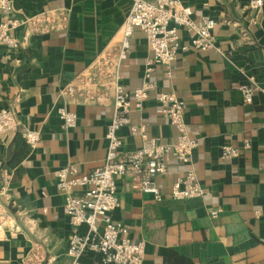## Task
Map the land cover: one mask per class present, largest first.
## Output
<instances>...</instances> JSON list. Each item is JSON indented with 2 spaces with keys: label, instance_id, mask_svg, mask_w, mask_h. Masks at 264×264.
Masks as SVG:
<instances>
[{
  "label": "crops",
  "instance_id": "0c3cea01",
  "mask_svg": "<svg viewBox=\"0 0 264 264\" xmlns=\"http://www.w3.org/2000/svg\"><path fill=\"white\" fill-rule=\"evenodd\" d=\"M12 1L14 10L27 15L52 8L70 12L64 29L35 33L16 50L0 48V111L12 110L19 129L0 135V171L10 175L1 198L0 264H73L67 251L75 229L63 213L64 196L54 173L73 164L88 175L103 166L113 110L111 98L99 106L81 99L66 102L58 93L75 84L96 58L120 51L131 0ZM182 3L192 8L197 24L214 20V47L179 53L170 78L155 65V87L130 116V125L144 126L146 137L133 136L127 126L117 135L122 153L148 147L156 138L173 144L176 131L157 113L155 96L176 94L187 108L189 135L198 142L191 168L206 195L170 199L171 185L184 172L183 166L170 164L155 181L163 194L158 203L135 190L133 177L116 179L119 204L111 219L128 228L132 242H143V264H264V7L256 13L248 0ZM21 35L18 29L16 38ZM179 37L189 45L191 33L180 28ZM127 42L119 76L123 90L132 94L145 81L150 53L138 28ZM248 85L258 88L250 104L240 90ZM61 106L77 116L72 130L61 128L56 112ZM24 129L40 133L34 149L15 139ZM245 141L248 150L221 158L224 146L241 149ZM76 232L84 235L87 229ZM99 258L87 252L77 263L99 264Z\"/></svg>",
  "mask_w": 264,
  "mask_h": 264
},
{
  "label": "built area",
  "instance_id": "2783aa9c",
  "mask_svg": "<svg viewBox=\"0 0 264 264\" xmlns=\"http://www.w3.org/2000/svg\"><path fill=\"white\" fill-rule=\"evenodd\" d=\"M249 8L260 13L264 0H248ZM131 9L122 26V44L115 55L103 54L95 59L87 72L80 75L75 84L62 88L58 95L63 101L81 99L84 103L103 106L112 99V117L106 126L105 140L107 150L102 167L88 175H81L75 165H70L54 173L56 189L64 196L63 213L69 226L75 231L68 242L67 255L73 264H78L80 257L87 253L99 255V264H143V242H132L128 228L121 223L113 222L111 213L118 207L116 195V179L131 176L135 181V190L139 194H148L154 202H159L163 194L156 186L158 176L167 173L170 164L184 167V172L169 189L172 200L201 198L206 192L199 185L191 168V155L198 146L196 139L189 135L185 123L186 106L176 94L157 93L158 114L169 126L175 129L176 139L173 144L160 143L151 139L148 147L140 148L134 153L121 152L122 144L118 132L123 126L129 127L133 136L146 137L144 126H131L132 109L142 108L148 98L149 91L155 85L152 82L154 66L164 69V75L170 78L173 65L179 53L189 49L199 52L214 47L212 30L216 23L211 18H204L200 24L194 22L193 11L185 6L182 0H131ZM69 9H43L34 15L16 11L12 0H0V48L19 49L32 35L51 34L66 27L69 20ZM141 30L150 53L145 63V81L132 94L123 90L120 85L119 68L129 52L127 38L135 29ZM191 33L190 43H181L179 29ZM18 29L22 35L16 38ZM243 101L250 104L258 88L254 85L240 88ZM61 128L72 130L76 125L77 116L64 106L57 108ZM264 131V127H263ZM6 132H19L16 114L10 109L0 111V135ZM26 146L34 149L38 144L40 133L24 129L20 134ZM250 143L245 141L241 149L224 146L221 158H236L241 151L248 150ZM10 175L0 171V207L5 187L10 182ZM216 216L217 211H211ZM84 226L87 232L80 235L76 229Z\"/></svg>",
  "mask_w": 264,
  "mask_h": 264
},
{
  "label": "trees",
  "instance_id": "16d2710c",
  "mask_svg": "<svg viewBox=\"0 0 264 264\" xmlns=\"http://www.w3.org/2000/svg\"><path fill=\"white\" fill-rule=\"evenodd\" d=\"M18 137H19V135H17L15 139L16 140H19L23 145H25V143L23 142V140L21 139V137L20 138H18ZM26 147H28V146H26Z\"/></svg>",
  "mask_w": 264,
  "mask_h": 264
}]
</instances>
